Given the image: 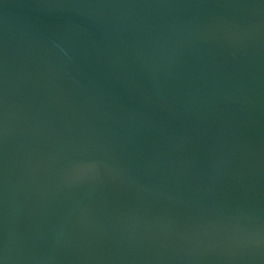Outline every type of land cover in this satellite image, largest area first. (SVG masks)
I'll return each mask as SVG.
<instances>
[{
  "label": "water",
  "instance_id": "water-1",
  "mask_svg": "<svg viewBox=\"0 0 264 264\" xmlns=\"http://www.w3.org/2000/svg\"><path fill=\"white\" fill-rule=\"evenodd\" d=\"M0 264H264V0H0Z\"/></svg>",
  "mask_w": 264,
  "mask_h": 264
}]
</instances>
